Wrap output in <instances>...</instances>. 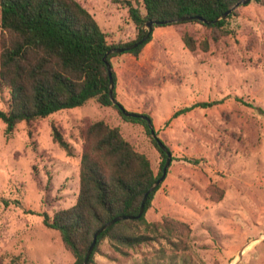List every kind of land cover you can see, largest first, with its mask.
I'll return each mask as SVG.
<instances>
[{
  "label": "rangeland",
  "instance_id": "obj_1",
  "mask_svg": "<svg viewBox=\"0 0 264 264\" xmlns=\"http://www.w3.org/2000/svg\"><path fill=\"white\" fill-rule=\"evenodd\" d=\"M78 1L109 43L137 37L126 6ZM131 2L144 13L141 0ZM235 10L226 23L230 32L218 40L201 24L156 26L137 56L124 51L111 58L116 100L129 112L148 114L172 154L146 218L168 215L190 231L182 242L171 238L175 244L156 238L116 249L104 239L90 264H264V0ZM184 31L207 38L208 50L185 48ZM7 99L0 92V109ZM200 101L218 103L166 123L174 111ZM84 119L118 127L148 157L154 173L159 171L162 157L145 127L94 99L30 124L21 121L9 136L0 120V264L73 263L42 213L52 216L75 202ZM52 122L73 147L72 155L52 141ZM211 183L223 192L218 201L210 199Z\"/></svg>",
  "mask_w": 264,
  "mask_h": 264
},
{
  "label": "trees",
  "instance_id": "obj_2",
  "mask_svg": "<svg viewBox=\"0 0 264 264\" xmlns=\"http://www.w3.org/2000/svg\"><path fill=\"white\" fill-rule=\"evenodd\" d=\"M240 0H141L144 13L131 0H111L127 7L128 15L137 29V37L123 43H109L106 33L89 10L78 0H0V92H7V106L0 109L4 132L9 136L17 123L45 118L54 112L83 106L94 99L102 106H112L126 121L145 127L156 149L161 154L160 169L154 173L148 157L137 151L126 140L118 127L103 120L81 121L82 138L79 156V186L74 204L49 216L42 213L43 224L59 232L64 247L73 256L72 264H80L92 241L94 232L117 215L135 216L143 194L161 175L166 154L150 135L147 122L140 117L125 116L109 95V74L103 60L105 53L115 47H125L144 35L147 20L169 21L183 16H201L211 20L220 16ZM232 10L217 22L204 23L198 19L176 23L201 24L210 31L212 40H218L230 30L226 23L236 15ZM164 26V25H153ZM151 39V33L141 44L125 51L137 56ZM181 40L189 51L197 48L207 51V38L197 40L184 31ZM109 53L114 83L112 96L116 99V73ZM218 101H200L173 112L171 118L195 107H207ZM120 104V103H119ZM149 116L148 114L141 113ZM150 117V116H149ZM52 141L66 154L73 147L63 136L60 126L50 124ZM187 159L196 163L195 159ZM156 187L144 202L143 213L132 219H123L102 231L96 238L87 264L93 262L102 240L107 239L116 249L163 238L182 242L190 227L186 222L168 215L159 220H148L146 212L152 206ZM210 199L220 200L223 192L213 183L208 187ZM216 196V197H215Z\"/></svg>",
  "mask_w": 264,
  "mask_h": 264
},
{
  "label": "water",
  "instance_id": "obj_3",
  "mask_svg": "<svg viewBox=\"0 0 264 264\" xmlns=\"http://www.w3.org/2000/svg\"><path fill=\"white\" fill-rule=\"evenodd\" d=\"M249 1L250 0H240V1L236 2L230 9L226 10L225 12H223L220 16L215 17V18H213L211 20L203 19L201 16H198V15H194V16H183V17L175 18V19H172V20H169V21H163V20L152 21V20H147L145 22V25H144V26H146L147 30L144 33V35L141 37L140 40H138L137 42L132 43V44H130L128 46H125V47H115V48H112V49L108 50L105 53V55L103 56V60L106 63V68H107V71H108V74H109V95H110L111 102L113 104H117V100L112 96V90H113V87H114V83H113V80H112V77H111V65L106 61L107 54H109V53H121V52L128 51V50H131V49L135 48L137 45L141 44L143 41L146 40V38L151 33V30H152L154 24L155 25H165L167 23L183 22V21L192 20V19H198V20L203 21L204 23L217 22L218 20L225 18L235 8L239 7L240 5L247 4ZM118 108L120 109V111L122 112V114L125 115V116L140 117V118L144 119L147 122L148 128L150 130L151 137L153 139H155V141L157 142V145L159 146V148L162 151L165 152L166 159H165L164 165L162 167L161 175L155 180V182L152 185H150L148 187V189L143 194L142 201H141V204H140V208H139L138 213L135 216H131V215H117V216L113 217L112 219H110L109 221H107L104 224H102L94 232L93 237H92V241H91V243H90V245H89V247H88V249H87V251L85 253V256H84V258H83V260L81 261L80 264H87L88 258H89L90 254H91V252L93 250V247L95 245L96 238H97V236L102 231H104L105 229H107L108 227H110L111 225H113L117 221H120V220H123V219L137 218V217H139L143 213V210H144V202H145L147 196L154 189H156V187H158L159 184L163 181V179H164V177L166 175L167 169L169 167V164L171 162V159H172L171 151L164 144V142L160 138L157 137V134H156V132L154 130V127H153L151 118L149 116L144 115V114H141V113L129 112V111L125 110L123 108V106L121 104H119V103H118Z\"/></svg>",
  "mask_w": 264,
  "mask_h": 264
},
{
  "label": "crops",
  "instance_id": "obj_4",
  "mask_svg": "<svg viewBox=\"0 0 264 264\" xmlns=\"http://www.w3.org/2000/svg\"><path fill=\"white\" fill-rule=\"evenodd\" d=\"M150 209V208H149ZM148 211V210H147Z\"/></svg>",
  "mask_w": 264,
  "mask_h": 264
}]
</instances>
